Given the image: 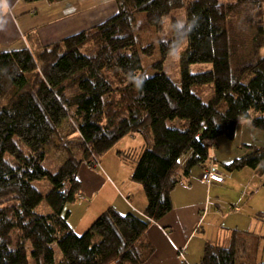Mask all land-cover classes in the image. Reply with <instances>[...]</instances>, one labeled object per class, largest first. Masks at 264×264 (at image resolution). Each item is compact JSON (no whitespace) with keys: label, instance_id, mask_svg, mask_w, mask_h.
Segmentation results:
<instances>
[{"label":"trees","instance_id":"obj_1","mask_svg":"<svg viewBox=\"0 0 264 264\" xmlns=\"http://www.w3.org/2000/svg\"><path fill=\"white\" fill-rule=\"evenodd\" d=\"M117 2V14L60 41L7 49L0 43V264H144L153 248L142 237L172 210V190L184 175L216 164L215 139L234 138L242 120L264 130V0ZM178 9L197 27L185 36L173 17L170 36L158 38V72L148 75L144 57L155 45L144 46L135 14L145 13L160 34L164 17ZM5 16L0 0V20ZM182 42L175 81L163 66ZM194 63L211 68L193 73ZM208 83L214 95L205 101L194 87ZM170 120H181L184 128L169 126ZM64 127L71 129L67 135ZM134 133L143 135L145 146L136 159L131 152L122 158L135 162L132 179L143 185L144 212L110 207L76 233L67 206L84 198L80 167L100 166L120 139ZM56 142L63 161L51 172L44 161ZM223 165L229 171L250 167L264 180V147ZM44 178L51 184L46 194L34 185ZM43 201L49 210L39 211ZM240 243H207L199 264H237ZM55 244L63 255L59 262Z\"/></svg>","mask_w":264,"mask_h":264},{"label":"crops","instance_id":"obj_2","mask_svg":"<svg viewBox=\"0 0 264 264\" xmlns=\"http://www.w3.org/2000/svg\"><path fill=\"white\" fill-rule=\"evenodd\" d=\"M2 4L6 16L0 25V43L7 48H20L24 44V47H28L30 42L39 41L43 45L60 40L118 13L115 0H2ZM125 138L102 157L100 166L83 164L80 167L78 178L84 198L67 206L70 211L69 223L76 233L86 231L110 207L123 214L144 212L148 201L143 185L132 179L135 162L124 160L122 154L135 153L138 149L140 154L146 141L141 135L142 145L136 148L128 142L124 143ZM211 152L221 163L227 162V158L220 153ZM107 154H112V159L105 160ZM199 168L200 171L190 177L192 182H180L172 190V210L160 221H152L146 230L142 241L153 248V252L144 264H182L179 249L185 250L189 263L199 264L209 242L229 247L235 239L240 242V232L248 231L259 237L264 233V230L261 233L254 231L256 217L264 221L262 213L249 214L242 223L237 217L241 209L223 210V196L215 194L213 199L208 200L214 186L227 184L229 177L219 171L224 180L208 183L202 179L203 167ZM260 178L264 185L263 178ZM242 225L248 229L245 227L244 231ZM230 231H233L231 235ZM243 258L241 252L237 264H245L242 263ZM261 262H264V258L255 264Z\"/></svg>","mask_w":264,"mask_h":264},{"label":"rangeland","instance_id":"obj_3","mask_svg":"<svg viewBox=\"0 0 264 264\" xmlns=\"http://www.w3.org/2000/svg\"><path fill=\"white\" fill-rule=\"evenodd\" d=\"M115 1L118 5L117 0ZM186 1L187 0H184V2ZM220 1L225 2V3L235 2V0H220ZM117 7H118V12H119V6ZM173 17H176L178 20H185V9H178L175 12L171 13L170 15L165 16L163 20V25H162L163 32L159 34L157 28L147 24L145 13L138 12L135 14V20H136L138 28L141 31V36H142L144 46H147L150 44L155 45L154 54L152 56L144 57V69L148 75H153L158 72L156 69H154V64L157 63L161 59L159 46H158V38L159 37L168 38L170 36ZM260 18L264 22V7L262 9V14L260 15ZM98 24H95L88 28H92ZM88 28H85V29H88ZM60 40H56V41H60ZM56 41L46 42L45 44H50ZM25 45L26 44H24L23 46ZM39 45H41L39 44V41H37L36 43L30 42L29 45L27 44L28 47H31V46L37 47ZM2 47L7 48V47H4L3 45ZM185 47H186L185 42H182L178 46V48L175 51H173L164 62L163 72L167 73L175 81H179L180 79L181 55ZM210 68H211V65L208 63H194L190 65V71L193 73L205 71ZM194 91L198 93L205 101H209L214 95L213 83H208L205 85H197L194 87ZM248 123L249 122L246 120H242L238 123L234 138H228L225 135L218 136L213 143L214 146H213L212 151L214 152V154L217 152L220 153L221 156H224L225 158H227L226 163H228V162L235 160L238 157L244 156L248 152L252 151L253 148H263L264 147V130L262 128L250 126ZM168 125L175 126L178 128H184L181 120H170L168 121ZM70 131L71 129L68 127L67 128L64 127L62 129V133L64 135H67V133H69ZM68 137L69 139H71L72 135H69ZM124 137H126L124 140V143L128 142L132 144L133 146H136V148H139L142 145V138H141V134L139 133H135L134 136H132L131 134H128ZM62 153H64V150L62 149V146H59L57 144V142L56 144L50 146L47 152V155H46V159L44 161V166L51 172H55L56 170H58V168L62 164V157H61ZM138 154H139V149L137 152L133 154V157L136 159ZM111 156L112 154H107V156H105V160L112 159ZM189 156H190V153L182 156L181 166L182 164L184 165L187 162ZM221 162L222 161L219 158H217L216 166L218 167V170L222 174L229 177L227 181L228 183L219 184L217 186H214V188L210 191V194H208V200L213 199L215 194L223 196L224 198L223 210L228 211L231 208L232 209L235 208L236 210L240 211L241 209V212L240 214H238L239 216L237 217H238V220H242V223L246 221V217H248L247 215L249 214L262 213V216L264 219V185H263V182L259 174H257L256 171L250 167H245L240 170L229 171L228 169L225 168V166ZM183 168L184 167L182 166L181 169ZM198 171H200L199 166L194 167L191 171L190 176L184 175L185 181L192 182L190 177L193 176ZM34 185L43 194H46L51 189V184L47 178L36 180L34 182ZM193 189L196 190V187H193ZM233 205L235 207H232ZM38 209L39 211H47L50 208L47 202L43 201L39 205ZM257 218L258 217H256L255 219L254 231L257 233H261L264 230V221H262L261 219H257ZM227 223L228 222H226V225ZM245 227H246L245 225H242L243 229H245ZM244 231H246V229ZM232 232L233 231H230L229 235H231ZM238 234H240L239 239L241 242L239 244L240 245L239 248L243 251L242 254L244 256L242 263L255 264V262H258V260H261L262 258H264V247H263L264 239L262 237H259V235H251L250 233H248V231L240 232ZM244 246H247L245 250L243 248ZM53 249L55 252L56 261L57 262L61 261L63 259V255L58 245L55 244Z\"/></svg>","mask_w":264,"mask_h":264},{"label":"built area","instance_id":"obj_4","mask_svg":"<svg viewBox=\"0 0 264 264\" xmlns=\"http://www.w3.org/2000/svg\"><path fill=\"white\" fill-rule=\"evenodd\" d=\"M202 179L208 183L211 182H222L224 180V176H222L219 173L218 168L213 165V164H208L205 168L204 171L202 173ZM179 254L181 256L182 259V264H191L188 262V260L186 259V255H185V250L184 249H179Z\"/></svg>","mask_w":264,"mask_h":264},{"label":"clouds","instance_id":"obj_5","mask_svg":"<svg viewBox=\"0 0 264 264\" xmlns=\"http://www.w3.org/2000/svg\"><path fill=\"white\" fill-rule=\"evenodd\" d=\"M4 21L0 20V25H2ZM176 27L180 30H182L183 35H187L191 31L194 30L195 27H197L196 19L193 18L191 21H185V20H178ZM137 86H142L143 80H137L136 81Z\"/></svg>","mask_w":264,"mask_h":264}]
</instances>
